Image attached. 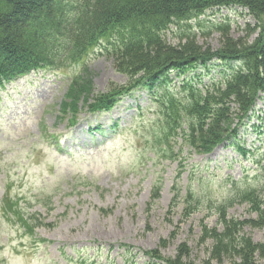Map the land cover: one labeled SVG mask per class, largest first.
I'll return each mask as SVG.
<instances>
[{
  "label": "rangeland",
  "instance_id": "rangeland-1",
  "mask_svg": "<svg viewBox=\"0 0 264 264\" xmlns=\"http://www.w3.org/2000/svg\"><path fill=\"white\" fill-rule=\"evenodd\" d=\"M224 19L235 38L252 33L256 24L239 7L208 11L200 19L199 42L218 48L221 30L213 25ZM171 40L177 43L178 38L172 34ZM87 63L98 91L126 80L105 55L92 53ZM75 65L55 72H33L0 90V264H83L76 256L83 247L87 258L84 264H110L108 254L115 258L113 264H124L117 245L127 243L143 250L153 249L175 229L178 236L162 250L165 256H172L177 244L184 240H189L196 250L197 259L206 256L208 244L198 242L199 219L211 215L208 211L213 202L223 200L230 192L229 183L243 174L237 187H260L252 161L239 158L234 149L211 157L185 149L182 160L173 162L147 159L154 149L148 142L152 133L147 127L156 115L153 108H146L149 100L140 99L148 97L146 91L125 98L120 106L105 114L104 121L111 118L121 123L120 130L113 132L115 137L101 145L85 144L82 129L86 128V115H80L81 120L73 129L67 128L66 121L57 119L58 104L70 76L80 69ZM239 68L240 64L232 65L231 71L237 72ZM262 104L259 101V107ZM54 133H63V151L55 147ZM253 143L258 144L249 135L246 145ZM70 146L77 151L75 155L67 154ZM181 172L183 185L191 176L202 181L205 197L201 201L206 206L185 221L181 220L182 205L169 207L171 187ZM207 175H211L209 181ZM157 185L162 186L161 198L149 202L152 187ZM7 194L20 201L26 212L37 215L29 217L35 223L33 229L3 212L10 203ZM230 214L246 218V205H236ZM215 220L211 216L205 222L212 225ZM245 229L255 241H264V228ZM112 244L117 250L109 252ZM70 256L75 261L68 259ZM143 261L140 258L138 264ZM259 264H264V258L259 259Z\"/></svg>",
  "mask_w": 264,
  "mask_h": 264
},
{
  "label": "trees",
  "instance_id": "trees-1",
  "mask_svg": "<svg viewBox=\"0 0 264 264\" xmlns=\"http://www.w3.org/2000/svg\"><path fill=\"white\" fill-rule=\"evenodd\" d=\"M223 5L248 8L258 19V36L250 40L257 29L254 27L252 33L235 38L229 22L224 19L218 27L221 30L219 47L213 49L201 44L195 33L200 24L192 25V20ZM177 31L181 34L174 44L168 37L171 32L177 35ZM103 39L114 66L129 77V84L108 94L86 95L91 111L110 107L133 86L157 92L169 83L171 71H194L202 63L217 58L228 63L241 61L237 72L226 75L225 87L212 82V88L195 89L182 99L169 86L159 99L162 118L156 121L154 128L163 126L168 136L166 141L170 142L181 129L187 131L183 128L188 123L187 143L200 152H209L224 141L226 135L237 137L238 127H233L232 123L238 117L240 122L244 117L252 118L251 109L254 114L256 108L264 122V97L260 94L264 92V0H0V85L31 68L57 67L66 60L82 59ZM79 77L68 94L73 102L66 107L72 109L80 96L91 92L94 83L91 71L80 78L81 82ZM257 97L261 98L262 107ZM234 103L238 109L231 108ZM244 193H232L225 205L219 207L222 231L204 226L199 244L207 245V241H211L206 247V256L197 259L194 254L193 258L192 247L182 241L177 244L175 255L167 258L169 263L259 264V259L264 258V243H255L251 235L242 230L247 224L264 227V208L259 195ZM242 195L252 200L257 218L228 217L227 208ZM191 198L184 214L190 215L199 209L195 197L191 195ZM177 235L178 231H173L169 238H161L151 253L161 257V249H166Z\"/></svg>",
  "mask_w": 264,
  "mask_h": 264
}]
</instances>
